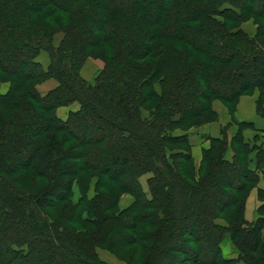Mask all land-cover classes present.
I'll return each instance as SVG.
<instances>
[{
  "label": "trees",
  "instance_id": "obj_1",
  "mask_svg": "<svg viewBox=\"0 0 264 264\" xmlns=\"http://www.w3.org/2000/svg\"><path fill=\"white\" fill-rule=\"evenodd\" d=\"M248 16L264 20V0H0V264H111L97 246L125 252L124 264H229L226 234L236 259L264 264V186L259 217L244 218L264 144L252 159L235 134L227 160L222 127L196 167L189 135L175 134L214 120L213 100L231 109L264 87V51L247 59L253 42L234 30ZM89 57L104 62L93 82L80 73ZM47 78L57 85L42 94L34 85ZM28 170L45 180L34 192L3 176Z\"/></svg>",
  "mask_w": 264,
  "mask_h": 264
},
{
  "label": "rangeland",
  "instance_id": "obj_2",
  "mask_svg": "<svg viewBox=\"0 0 264 264\" xmlns=\"http://www.w3.org/2000/svg\"><path fill=\"white\" fill-rule=\"evenodd\" d=\"M116 3L117 4H125V0H116ZM217 18L218 19H221L220 17H217ZM234 25H236V26L238 25L237 27H234V30L235 31H237L239 34L246 35L253 42L252 45L250 46V45H244L242 43V41L240 40V43H242L244 47H241L239 44H237L239 47H241L242 52L245 53V57L247 59H251V58L253 59L255 55H257L259 53H263V52H258V50L261 49V51H264V34L262 36H259V26L260 25H261V30H260L261 33L264 32V20H257V22H256L255 21V18L253 16H248L245 20L240 21V22H237ZM61 38H62V33L59 32V33L54 34L53 35V43H55L56 45H58L59 44V41L61 40ZM194 39L196 40L195 41L196 43L202 42V40H200L198 37H195ZM238 40L239 39H236V38L234 39L235 42H237ZM214 44H215V41L211 40L210 43H209V46H214ZM204 45L205 46H208L206 44H204ZM230 45H231L230 48L225 49L223 51H221L220 49H218L217 50V55H219L221 58H223V57H226V54H228V52L234 51L235 50L234 47L236 46L235 43L230 41ZM246 47H248V48H246ZM35 59H36V61H38L41 64V66L44 69H47V67L49 65V57H48V54H47L46 50H40L38 52V54L36 55ZM103 66H104V62H103L102 59L89 57V58L86 59V61L82 65V67L80 69V73H81V75L86 80L93 82V80L95 79V77L102 70ZM262 67L264 68V64H263ZM49 79L55 80L54 78H47L46 80H44V81H42L40 83H36L34 86L36 87V89H38V91H40V89H44V88H46V90H47V88H48L47 81ZM261 79H264V76H262ZM236 83H237L236 80L228 79V89L227 90L232 89L235 86ZM8 85L9 84L7 82H0V93H4L7 90ZM56 85H57V83H56ZM42 94H44V93H42ZM244 94L245 95L257 94L258 97H256L257 98V100H256V109H258V111L262 114V117L264 118V87L263 88L262 87H254L250 91L245 92ZM244 94H242V95H244ZM259 95H260V97H259ZM239 98L235 102V104L231 107V109H228V106H226L222 101H220L218 99L213 100L212 107H213L214 111L216 112L217 117L214 120H212V121H215L218 118V110L216 108V104L218 102H220V103L223 104V106L226 109V112L229 113L230 116L232 117V115L234 114V111H236V108L239 106L240 101L242 99V98L241 99H239ZM79 107L80 106H79L78 102H73V103H71V104H69L67 106H59L55 110L56 116H58L62 120H65L69 116V113L70 112L76 111ZM73 108H75V109H73ZM61 116H64V117H61ZM232 120H234V119H232ZM206 123H208V122H206ZM243 123L249 124L247 122H243ZM204 124L205 123H203V124H201L199 126L190 127L188 130L176 129L175 134L188 133V131L190 129H197V128L199 129V127H201ZM229 125L230 124L227 123V124H223L220 127L219 137L222 136L221 135V128L224 127V131H226L225 134H226V137H227V140H228V128H229L228 126ZM237 125H238L239 128H238L236 134L239 133L240 136H241V140H243L244 142L249 143L251 146H254V148H253V150L251 152V155L249 154L250 157L252 159H254L255 154L257 152L256 144H257V146L260 145L261 143L264 144L263 133L261 131H260V134L258 132H253L250 137H245L243 135V131L246 130V129H248V128H250L251 126H246V125H244L242 123L240 124V122H238ZM73 131L77 135H81L82 134V131L81 130L74 129ZM178 131H181V133H177ZM209 146H210V144H209ZM175 147L176 146H174V148ZM239 147H240L239 144H235L234 145V142L232 141V139H230L227 142V149L225 151L224 158H226L227 160H230L231 157L235 154V152L239 149ZM190 152H191V149H190ZM191 155H192V153H191ZM3 176L6 179H8V180L11 181L12 186L17 187V189L20 190V191H22V192H28V190H30V192H34V191L37 190L38 187H41V186H43L45 184V180L42 177L35 176L31 170H28L26 172V175L25 176H21L20 178L18 176H16L17 180H14V179H16L14 174H9V175L8 174H4ZM256 185H257V183L249 190V192L247 194V197H246V200H247V198L249 196L250 191L254 187H256ZM145 187L147 189V183H146V181H145ZM76 189H77V187L75 186L74 187V191L75 192H76ZM246 200H245V203H244V211H245ZM258 207H257V218L259 217ZM217 221L220 222V223H222V224L225 223V221L223 220V218H220ZM246 222L247 223H251V222H249L247 220H246ZM262 230H263V228H262ZM226 237L229 238V235L226 234V236L223 237V241H224V238H226ZM117 251H119V250L117 249L116 251L115 250L114 251H111V250H109V249H107V248H105L103 246H97L95 248V252L97 253L98 258L101 261H103L105 263H111V264H124L123 257L122 256H124V253L125 252L117 253ZM225 253L226 254H230V249L228 247H226ZM49 258L50 257H48L47 259H49ZM52 258H53L54 262H56V259L54 257H52ZM120 258H122V259H120ZM224 258H226V257L224 256ZM236 258H237V256H236ZM236 258L234 260H232V262L229 263V264H235L234 261H241V260H238Z\"/></svg>",
  "mask_w": 264,
  "mask_h": 264
},
{
  "label": "crops",
  "instance_id": "obj_3",
  "mask_svg": "<svg viewBox=\"0 0 264 264\" xmlns=\"http://www.w3.org/2000/svg\"><path fill=\"white\" fill-rule=\"evenodd\" d=\"M56 81L53 79H49L47 81L48 88L47 90L56 86ZM46 88L40 89L41 93H45ZM257 94L253 95H242L239 99H241L239 106L234 111L232 117L229 113L226 112L225 107L222 103L218 102L216 104V108L218 110V118L215 121H211L205 123L199 129H190L188 131L189 140H190V149L192 153V158L195 166L200 164L202 159L203 150L206 149L210 144V139L212 137H217L220 134V127L223 124H230L228 127V141L232 139L233 135L236 134L238 130L237 123L247 122L252 125L250 128L243 131V135L245 137H250L253 132H258L264 128V118L262 114L256 109V100ZM75 109V108H73ZM67 114V113H66ZM64 117V116H61ZM234 119V120H232ZM177 133H181L178 131ZM147 174L141 176L140 180L143 188L146 190L145 181L147 179ZM264 186V180H260L256 187H254L246 200L244 218L252 222L257 218V207L260 205V200L258 199V189ZM132 202V196L130 194H123L120 198V206L126 207ZM262 233L264 235V226ZM228 247L230 249V254L225 253V249ZM222 254L226 258L235 259L238 256V251L235 246L232 244L228 237L224 238L222 241ZM235 264H244L242 261H234Z\"/></svg>",
  "mask_w": 264,
  "mask_h": 264
}]
</instances>
